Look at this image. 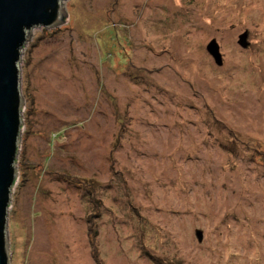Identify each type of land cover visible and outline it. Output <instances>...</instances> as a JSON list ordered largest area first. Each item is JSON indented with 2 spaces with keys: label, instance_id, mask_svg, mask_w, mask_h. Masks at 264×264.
<instances>
[{
  "label": "rangeland",
  "instance_id": "rangeland-1",
  "mask_svg": "<svg viewBox=\"0 0 264 264\" xmlns=\"http://www.w3.org/2000/svg\"><path fill=\"white\" fill-rule=\"evenodd\" d=\"M61 7L21 47L9 264H264V0Z\"/></svg>",
  "mask_w": 264,
  "mask_h": 264
},
{
  "label": "water",
  "instance_id": "water-1",
  "mask_svg": "<svg viewBox=\"0 0 264 264\" xmlns=\"http://www.w3.org/2000/svg\"><path fill=\"white\" fill-rule=\"evenodd\" d=\"M62 0H0V264H9L7 211L11 188L17 178L16 158L22 127L19 61L26 34L36 25L53 26L64 20ZM240 43L245 45L244 36ZM208 50L221 63L213 39ZM201 231L198 230L200 235Z\"/></svg>",
  "mask_w": 264,
  "mask_h": 264
}]
</instances>
